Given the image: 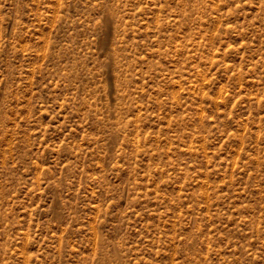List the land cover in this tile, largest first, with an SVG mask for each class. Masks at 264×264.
<instances>
[{
  "label": "rangeland",
  "instance_id": "1",
  "mask_svg": "<svg viewBox=\"0 0 264 264\" xmlns=\"http://www.w3.org/2000/svg\"><path fill=\"white\" fill-rule=\"evenodd\" d=\"M0 264H264V0H0Z\"/></svg>",
  "mask_w": 264,
  "mask_h": 264
}]
</instances>
